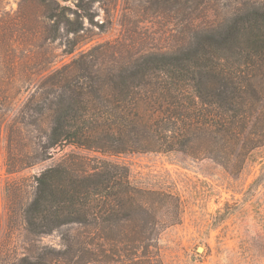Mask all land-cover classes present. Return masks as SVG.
I'll list each match as a JSON object with an SVG mask.
<instances>
[{"label": "trees", "instance_id": "obj_1", "mask_svg": "<svg viewBox=\"0 0 264 264\" xmlns=\"http://www.w3.org/2000/svg\"><path fill=\"white\" fill-rule=\"evenodd\" d=\"M212 1L147 0L178 7L176 48L89 51L43 80L46 148L71 150L35 179L24 222L34 235L65 228L62 257L74 264H163L157 221L167 200L169 224L179 218L176 200L134 187L108 157L179 153L235 175L264 147V6L244 3L202 26Z\"/></svg>", "mask_w": 264, "mask_h": 264}, {"label": "rangeland", "instance_id": "obj_2", "mask_svg": "<svg viewBox=\"0 0 264 264\" xmlns=\"http://www.w3.org/2000/svg\"><path fill=\"white\" fill-rule=\"evenodd\" d=\"M244 3L264 6L213 0L198 23L223 20ZM178 14L177 6L168 12L147 0H0V264L25 257L74 264L62 257L65 228L34 235L24 222L35 179L71 150L46 148L50 96L43 95V80L89 51L176 48L183 38ZM107 159L126 168L134 187L179 203L176 224L165 213L169 200L157 221L163 264H264V147L235 175L179 153Z\"/></svg>", "mask_w": 264, "mask_h": 264}, {"label": "water", "instance_id": "obj_3", "mask_svg": "<svg viewBox=\"0 0 264 264\" xmlns=\"http://www.w3.org/2000/svg\"><path fill=\"white\" fill-rule=\"evenodd\" d=\"M198 251L200 252V248L198 249Z\"/></svg>", "mask_w": 264, "mask_h": 264}]
</instances>
